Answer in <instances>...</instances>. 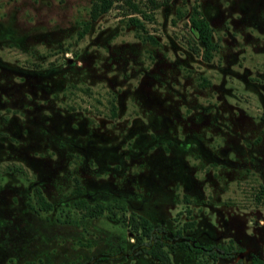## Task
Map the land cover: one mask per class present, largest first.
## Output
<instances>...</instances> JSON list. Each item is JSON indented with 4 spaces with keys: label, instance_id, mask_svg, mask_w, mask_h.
Instances as JSON below:
<instances>
[{
    "label": "rangeland",
    "instance_id": "obj_1",
    "mask_svg": "<svg viewBox=\"0 0 264 264\" xmlns=\"http://www.w3.org/2000/svg\"><path fill=\"white\" fill-rule=\"evenodd\" d=\"M90 2L0 0V264H161L133 244L131 211L180 241L170 264L264 260V0L139 1L149 18L113 0L87 23Z\"/></svg>",
    "mask_w": 264,
    "mask_h": 264
},
{
    "label": "trees",
    "instance_id": "obj_2",
    "mask_svg": "<svg viewBox=\"0 0 264 264\" xmlns=\"http://www.w3.org/2000/svg\"><path fill=\"white\" fill-rule=\"evenodd\" d=\"M128 2L129 13H135L144 18L146 16V10H144L141 5L138 3L142 1L145 6L153 10L158 6L165 3L166 0H126ZM113 4V0H91L90 6L88 9V18L87 23L89 21L94 20L97 16L106 10H108ZM178 10V9H177ZM176 10V12H177ZM176 16H178L176 14ZM130 19V23L134 26L142 25L140 23V19L137 15H128ZM187 20L190 24L191 30L196 36L199 45L192 47L193 50L197 53H200L201 58L208 61L211 59L212 53L215 50V43L212 41V31L208 24L207 19L202 16L199 12V9L196 5H193L188 12ZM87 25L78 33V37H81L86 30ZM79 188V183H76ZM37 200L41 208L48 209L50 207L49 202H47L40 191L35 188ZM78 207L83 210V214L87 216H97L103 213L104 210L108 214H115V211L112 210L111 206L106 203L103 204L101 202L89 203L85 199L78 200ZM120 208H124L123 203H120ZM121 219L127 223L130 228V231L135 235V242L133 243L136 247H139L143 252L150 255L151 257L157 259L161 264H170V256L168 247L174 244H179L180 241H173L165 230L162 228L160 224L152 223L147 217L136 214L131 211L128 215H125L124 212L121 213ZM186 226L189 227L191 223H185ZM184 227V225H183ZM186 228V227H184ZM176 237L180 236V230H175L173 233ZM194 250L200 252L210 259L215 260L217 257L227 256L232 254L235 256L238 252L242 251V248L235 250H231L228 243H215V244H202L199 245L197 242H194ZM232 247V246H231ZM239 258L236 260L238 262ZM252 262L254 264H264V260L261 258H252ZM196 264H200L199 261Z\"/></svg>",
    "mask_w": 264,
    "mask_h": 264
},
{
    "label": "crops",
    "instance_id": "obj_3",
    "mask_svg": "<svg viewBox=\"0 0 264 264\" xmlns=\"http://www.w3.org/2000/svg\"><path fill=\"white\" fill-rule=\"evenodd\" d=\"M243 252V251H242ZM239 254H241V252H239ZM239 254H237L236 256H235V258L237 257V256H239ZM235 260V259H234Z\"/></svg>",
    "mask_w": 264,
    "mask_h": 264
},
{
    "label": "flooded vegetation",
    "instance_id": "obj_4",
    "mask_svg": "<svg viewBox=\"0 0 264 264\" xmlns=\"http://www.w3.org/2000/svg\"><path fill=\"white\" fill-rule=\"evenodd\" d=\"M240 252H241V251H240ZM238 253H239V252H238ZM238 253H237V254H238Z\"/></svg>",
    "mask_w": 264,
    "mask_h": 264
}]
</instances>
